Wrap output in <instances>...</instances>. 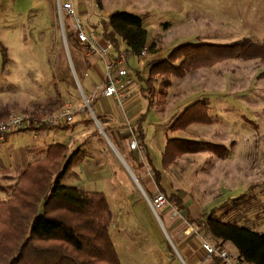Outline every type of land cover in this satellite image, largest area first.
<instances>
[{
    "label": "rangeland",
    "instance_id": "obj_1",
    "mask_svg": "<svg viewBox=\"0 0 264 264\" xmlns=\"http://www.w3.org/2000/svg\"><path fill=\"white\" fill-rule=\"evenodd\" d=\"M74 6L86 31L100 27V20L115 10L141 16L148 43L155 47L149 48L146 57H129L133 92L146 84L137 76V71L147 78L153 60L167 58L182 44H230L244 38L264 43V0H101V6L97 0H74ZM61 14L63 26L58 0H0V43L7 47L11 59L3 67L0 48V108L5 104L17 107L3 120L10 114L22 113L24 107H36L42 116L57 112L66 100H71L78 109L85 103L84 96L92 98L97 74L89 69L85 76V68L80 66V60L85 61L82 48H74L71 52L68 42L66 45L62 27L64 21L73 24V18H65L63 9ZM69 57L75 73L80 75L84 93L76 81ZM263 72L264 65L259 60L235 55L211 67L193 70L183 78L169 77L166 111L161 113L150 108L144 120L146 142L155 162L161 166V153L168 138L172 137L223 144L229 153L226 158H219L209 151L178 157L166 168L163 180L166 194L158 189L152 169L149 178L153 191L142 178L138 166L144 165V154L139 146L135 152L140 164H135L129 157L126 149L135 133H125V141L119 142L110 130L105 131L107 125L97 117L105 105L129 126L130 121L124 117L125 105L119 106L111 98L101 101L100 96L92 100L94 114L106 135L95 125L94 114L88 108L78 111L81 113L77 116L76 111L69 125L78 131L86 128L76 140L81 143L87 139L89 148L86 158L73 168L64 183L107 194L114 214L110 233L122 264H210L201 259L204 253L199 248L190 258L182 252L176 236L182 235L183 244L192 238L198 244L203 238H209L188 222L184 211L174 206L168 198L173 193L182 197L194 214L201 215L255 185L244 208L240 207L224 219L264 231V77H260ZM166 78L164 74L153 76L152 86L156 92L152 96L156 100L160 98L157 91ZM55 83L64 97L57 105L49 103L51 99L57 100ZM197 99L210 102V114L215 122L193 124L184 130L169 129L176 110L180 113ZM142 107L145 112L147 103H142ZM85 115L84 123L81 118ZM125 116H128L127 112ZM92 130H98L99 135H89ZM32 136L29 132L18 133L0 141L2 186L12 187L29 162L45 156L44 150L39 154L35 153L36 149L38 145L51 143L52 138L44 142L42 136L38 139ZM110 142L115 143L125 160L128 159L127 164L133 166L138 176L130 168L144 186L141 182V187L138 186ZM148 170L146 167L145 171ZM159 193L165 194L166 202L160 208H153L149 199L154 200ZM9 196V189L0 188V201ZM222 213L220 210L219 214ZM196 214L192 216H200ZM187 245L190 248V244ZM227 245L234 249L231 244Z\"/></svg>",
    "mask_w": 264,
    "mask_h": 264
},
{
    "label": "trees",
    "instance_id": "obj_2",
    "mask_svg": "<svg viewBox=\"0 0 264 264\" xmlns=\"http://www.w3.org/2000/svg\"><path fill=\"white\" fill-rule=\"evenodd\" d=\"M97 1L101 6V0ZM65 18L71 20L72 16L65 15ZM93 29L102 40L112 42L117 51L123 49L124 44L126 47L123 50L128 59L132 55L140 57L145 45H149L151 49L155 47V44H148V33L141 16L133 12L115 10L106 19L100 20V27ZM64 32L71 52L74 48H82L72 22L65 24L64 21ZM0 48L5 67L11 59L3 43H0ZM235 55L247 60L257 59L264 65V43L244 38L230 44H182L167 58L151 62L150 75L145 78L143 91L153 97L156 92L152 86L153 76L166 75L168 78L162 82L165 86L157 91L160 98L156 100L159 109H163L167 102V87L171 84L169 77L183 78L193 70L211 67L218 61ZM78 76L80 78L79 73ZM260 77H264V72ZM54 86L57 100L51 99L49 103L57 105L64 97L59 85L55 83ZM12 110H17V107L3 105L0 108V120L5 119ZM20 112L34 116L41 114L36 107H24ZM97 117L105 125L107 120L99 115ZM214 122L215 118L210 114V102L207 99H197L173 117L169 129L184 130L193 124L210 125ZM64 124L57 126L66 127L67 124ZM105 131L109 132L108 126ZM137 133L138 146L146 147L140 125ZM95 134L99 135L98 130ZM84 145L82 143L75 149H70L65 141L50 143L46 155L29 162L12 187L2 186L0 183V188L6 191L9 189L10 192L7 199L0 201V264H122L110 233L114 214L107 194L64 183L73 168L86 158ZM202 151H209L219 158H226L229 153L228 147L223 144L172 137L168 138L165 145L162 167L166 169L178 157ZM126 160L128 161L127 158ZM130 166L135 172L133 166ZM152 171L156 174L158 189L166 194L161 181V170L152 168ZM140 182L142 183L141 180ZM254 187L252 185L238 197L228 199L198 217L192 216L182 197L176 193L167 195L179 211H184L188 222L203 231L205 238L219 241L226 247L231 244L246 261L264 264V231L224 219L240 207L244 208ZM220 210H223L222 214H219Z\"/></svg>",
    "mask_w": 264,
    "mask_h": 264
},
{
    "label": "built area",
    "instance_id": "obj_3",
    "mask_svg": "<svg viewBox=\"0 0 264 264\" xmlns=\"http://www.w3.org/2000/svg\"><path fill=\"white\" fill-rule=\"evenodd\" d=\"M58 0V9L61 14L62 9L65 15L73 18V26L82 46V52L85 56H99L105 62L103 80L96 85L92 98L84 96V104L78 109L71 101L64 103L63 107L57 112L47 115L34 116L29 113L10 114L6 120L0 122V141L5 140L8 135L14 133L29 132L33 137H38V132L42 128L54 127L59 124L71 122L74 119L76 111H84L88 108L91 113L93 110V99L97 96L113 98L117 105L123 106V102L128 97V87L132 85L133 79L130 76L129 59L127 53L121 49L116 50L114 44L104 41L95 29L85 30L81 18L77 15L74 6V0ZM62 15V14H61ZM149 52V45H145L141 55L146 57ZM80 90L84 93L80 86ZM95 116V114H94ZM57 143V140H54ZM131 148H137L138 142L134 138L130 143ZM150 205L160 208L165 202V194L159 193L154 200H150ZM206 256L209 259H216L218 264H254L246 261L234 249L222 245L219 241L204 239L201 242Z\"/></svg>",
    "mask_w": 264,
    "mask_h": 264
},
{
    "label": "crops",
    "instance_id": "obj_4",
    "mask_svg": "<svg viewBox=\"0 0 264 264\" xmlns=\"http://www.w3.org/2000/svg\"><path fill=\"white\" fill-rule=\"evenodd\" d=\"M92 28H90V29H92ZM125 47L126 46L123 44L122 48L124 49ZM83 56L85 58V61L80 60V66L85 68V71H84L85 76H87L89 74V71H88L89 69L94 70V72L97 74V80H96L97 82L94 84L95 87H96V85L100 84L102 82V80H103V74H104V70H105V62H104V60L102 58H100L99 56H96V55H93V56H85V55H83ZM137 76L140 79L145 81L146 77H142V74L140 73V71H137ZM79 84H80L81 88L83 89V91L85 92V90L82 87V84L80 83V81H79ZM132 85H133V83H132ZM132 85H130L128 87V97L123 102V105H125L124 117L126 118V120L130 121V122H128L129 126L126 125V123H125L126 121L120 120L116 115H114V113H111L110 110H108L107 107H105V105H103V110H102L101 114H98V115L103 117V118H105L107 120L105 124L109 127V130H110L111 134H114V136H116V138H117L116 140L119 141V142H121V141L124 142L125 141L124 140V139H126V137L124 138V134L125 133H127V134L128 133H135L134 134L135 135L134 138L136 140H138L137 130H138V126L139 125L141 126V130H142V132H143V134L145 136V140H144L145 142L144 143H145L146 147H144V146H143V148L139 147V149L144 154V156H143L144 165H142V167H141L139 159H137L136 152H135V151H137V148L134 149V148L129 147L126 150H127L128 154H129V157L131 158V160L135 164H140V166H138V168L140 169V172H141V174L143 176L142 178L147 182L148 188L150 189V191H153L152 190L153 186H152V183L150 182V178H149V177H152V171H150V170L152 168H157L158 170H161V181H162V184H163L164 183L163 180H164V177L166 175V169H164L162 167V162H161V166H159V164H157L155 162V158L153 157V154L150 151L149 146L147 145L144 120H145L147 112H148V110L150 108H155L158 111H160L161 113H164L166 111V106L168 105V101L166 102V104H165L163 109H159V107L156 105V98L150 97V96H148L147 94L144 93V91H143L144 86H141L139 90H136V91L133 92V91H131V86ZM107 98L108 97H102V96L99 97V99L101 101L102 100L105 101V99H107ZM67 101H71V100H66L65 102H67ZM111 101L113 103L115 102L113 100V98H111ZM142 103H147V110L145 112H142V110H144L143 109L144 107H142ZM126 109H127V111H126ZM178 110H176L175 115L178 114L177 113ZM126 112H127L128 116H125ZM79 113H81V112H77V114L75 116L79 115ZM86 117H87L86 115H85V117H82L81 121L84 122ZM139 119H140V121H139ZM71 122L65 123V124H67L66 127H64V126L58 127L57 126V127L42 128L38 132V137H33L32 136V138L38 139V138H41V136H42L44 142H47V138H52L51 143H54V144H56L54 142V140H57V142L58 141H65V142H67L69 144L70 149H75L78 145H80L82 143H85L84 148L86 149V151H88L89 147H88V140L87 139H84V141L81 142V143H78V141L76 140L77 139L76 138L77 135L80 134V132H85L86 128L79 129V131H78V130L75 129V127L72 124L68 125ZM129 129H131V132H130ZM94 131L95 130L89 131V133H90L89 135H95L94 137H96L97 134H95ZM24 133H26V132H24ZM14 134L16 135L18 133H14ZM14 134H10V135H14ZM10 135H8L5 140H7ZM89 135L86 136L85 138L89 137ZM72 140H74V141L72 142ZM70 142H72V144H70ZM49 145H50V143L45 145V146L38 145L35 153H39L40 154L41 151L44 150L43 152H45V155H46L47 150H48L47 148L49 147ZM164 149H165V147H164ZM162 154H163V152L161 153V159H162ZM146 167L149 168V170L147 171L149 173H147L145 171ZM163 186H164V188L166 190L165 185H163ZM86 190H90V189H86ZM90 191H94V190H90ZM188 207H189V210H190L191 214L195 215L196 213L194 214L193 213L194 211L192 212V209L190 208V205ZM196 215H200V214H196ZM195 217H197V216H195ZM176 239L180 241L182 252L185 255H187V257H189V258L192 257V256L194 257L195 253L197 252V249L199 248L204 253L203 256H201V259L203 261H209L210 264H218V261L216 259L207 258L206 252L203 249L201 243L198 244L195 240H193V238L190 239L189 242L185 241L186 244H183V242H182V235H180V238H178V236H176ZM187 243L190 244V248H188Z\"/></svg>",
    "mask_w": 264,
    "mask_h": 264
},
{
    "label": "water",
    "instance_id": "obj_5",
    "mask_svg": "<svg viewBox=\"0 0 264 264\" xmlns=\"http://www.w3.org/2000/svg\"><path fill=\"white\" fill-rule=\"evenodd\" d=\"M58 12H59V9H58ZM59 16H60V17H59V18H60V23H61V25L63 26V24H62V19H61L62 17H61L60 12H59ZM62 28H63V38H64V41H65V43H66V45H67V38H66V35H65V32H64V27H62ZM69 59H70L71 67H72V69L74 70V66H73V63H72V61H71V58L69 57ZM74 75H75V78H76L77 83L79 84V79H78L77 74L75 73V70H74ZM94 119H95V123H96V125H98V127H100L101 132L104 133V134L106 135L104 129L101 127L100 122L98 121V119H97L96 116H94ZM110 145H111V147L113 148V150L116 152V154L118 155V157L121 159V161L123 162V164L125 165V167L128 169V171L130 172V174H131V175L133 176V178L136 180L138 186L141 187L140 182H139L138 179L136 178V176H135L134 172L132 171V169L130 168V166L127 164L126 160L122 157V155L120 154V152L117 150V148L114 146V144H113L112 142H110Z\"/></svg>",
    "mask_w": 264,
    "mask_h": 264
}]
</instances>
